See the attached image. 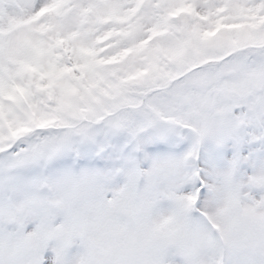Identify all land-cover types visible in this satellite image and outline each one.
Returning a JSON list of instances; mask_svg holds the SVG:
<instances>
[{
	"label": "snow or ice",
	"instance_id": "6c2138e0",
	"mask_svg": "<svg viewBox=\"0 0 264 264\" xmlns=\"http://www.w3.org/2000/svg\"><path fill=\"white\" fill-rule=\"evenodd\" d=\"M0 264H264V0H0Z\"/></svg>",
	"mask_w": 264,
	"mask_h": 264
}]
</instances>
